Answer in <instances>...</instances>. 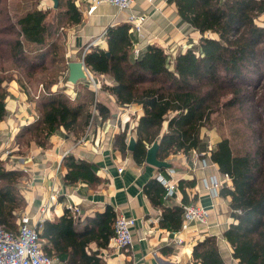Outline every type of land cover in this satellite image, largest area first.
I'll return each mask as SVG.
<instances>
[{
	"label": "trees",
	"instance_id": "16d2710c",
	"mask_svg": "<svg viewBox=\"0 0 264 264\" xmlns=\"http://www.w3.org/2000/svg\"><path fill=\"white\" fill-rule=\"evenodd\" d=\"M174 1L182 20L199 33L197 42L176 54L151 43L136 55L132 25L126 21L108 26L106 47L93 46L84 55L85 64L93 74L113 80L104 83L103 88L120 106L142 107L133 151L137 162H144L147 146L159 140L160 159L204 149L220 171L231 177L233 188L225 186L221 191L230 198L233 218L225 237L240 264H264V0ZM63 7V15L73 25L83 20L75 0H60L57 9ZM48 12L35 7L9 26L0 25V33L13 31L16 36L0 37V45L10 46L9 53L31 70L44 63L48 54L44 46L49 41L50 48L58 47L53 38L58 30L47 22ZM26 43L38 48L27 51ZM65 67L68 69V63ZM8 82L0 74V122L7 113ZM56 83L50 80V94L36 103L37 121L25 127L41 146L47 145L51 135L61 128L76 136L84 132L92 120L93 106L102 119L110 116L109 108L96 101L90 88L83 89L85 98L72 99L57 91ZM230 111L232 116H227L237 125L232 137L222 133L214 146H208V125L221 128L225 121L219 122L218 116ZM119 146L126 150L124 138ZM64 162L68 168L66 181L101 182L94 164L76 160L73 155L66 156ZM22 174L19 169L5 166L0 158V224L14 231L16 213L24 206L18 186ZM183 183L179 186L187 205ZM159 195L165 196L166 192L160 190ZM173 213L183 215V206ZM112 217L110 214V220ZM164 220H169L167 213ZM99 232H104V240L114 235L110 224ZM39 234L49 256L69 258V264H105L97 252L86 250L89 236L78 232L75 218L67 212L56 221L45 220ZM194 257L202 264H225L215 237L200 241Z\"/></svg>",
	"mask_w": 264,
	"mask_h": 264
},
{
	"label": "crops",
	"instance_id": "0c3cea01",
	"mask_svg": "<svg viewBox=\"0 0 264 264\" xmlns=\"http://www.w3.org/2000/svg\"><path fill=\"white\" fill-rule=\"evenodd\" d=\"M48 2L52 7V1ZM75 2L83 12V20L67 34V63L82 60L86 48L89 51L93 46L106 47L102 35L108 26L128 21L130 12L146 15L142 30H132L136 49L159 43L165 47L171 45L169 48L174 52L197 42L199 37V33L182 20L174 0H135L132 9L125 11L110 3H101L92 13L87 11L90 0ZM262 19L264 21V13ZM94 39H98L97 44L88 48ZM68 73L69 69L67 76ZM98 79L102 88L95 99L109 108L110 116L106 119L97 116L78 136L58 129L45 146L37 144L31 138L32 134L25 130L38 119L35 102L29 99L28 93L19 87L17 81L8 88L7 113L0 122V158L5 166L23 173L18 186L24 206L19 211L29 213L34 224L39 218L56 221L66 212L72 215L78 232L89 236L86 250L97 252L105 264H202L194 257V248L207 237H215L225 264H240L225 237L233 218L230 198L221 191L225 186L232 189V180L225 179L204 149L202 152L196 149L171 154L165 159L171 163L168 168H157L146 161L137 162L128 145L131 137L137 141L136 126L138 116L143 112L142 107L136 104L120 106L115 97L103 88L104 79L109 84L113 80L100 75ZM58 87L56 84L55 89ZM63 92L75 98L79 93L78 84L70 83L67 78ZM207 135L208 146H214L220 137L214 128L207 131ZM123 138L126 150L119 146ZM69 155L94 164L101 182L66 181L68 168L64 158ZM159 174L177 185L173 196H157L160 190L166 192L157 179ZM213 176L222 180L218 195L205 187V182H209ZM182 180L188 193V204L209 209L207 223L193 221L185 225L183 215L173 213L177 207L185 205L179 186ZM74 205L80 208V213H73L71 206ZM166 213L169 220H164ZM120 214L136 219L133 242L127 249L114 248L113 236L104 240L102 235L105 231L99 232L109 224L114 229V220ZM178 239L182 242L178 243ZM51 257L53 264H69V258L61 260L57 256Z\"/></svg>",
	"mask_w": 264,
	"mask_h": 264
},
{
	"label": "built area",
	"instance_id": "2783aa9c",
	"mask_svg": "<svg viewBox=\"0 0 264 264\" xmlns=\"http://www.w3.org/2000/svg\"><path fill=\"white\" fill-rule=\"evenodd\" d=\"M135 0H90V5L87 9L88 13H92L99 4L110 3L116 6L119 10L125 11L132 9ZM153 1V0H149ZM146 21V15L143 13L130 12L128 14V22L132 25V30L140 32ZM105 37L104 35H102ZM98 39H94L88 48L97 44ZM87 52V48L83 53L82 59ZM140 49H135V54L138 55ZM85 72L87 74L86 81L91 90L97 95L102 88L99 79L89 70L85 64ZM105 83H108L104 79ZM74 99V98H72ZM99 116V111L96 106L92 109V120ZM92 120L90 123H92ZM10 153V150L6 151ZM205 162V161H204ZM121 170V168H120ZM225 179L230 180L231 177L224 174ZM158 181L166 189V198L173 196L177 191V185L171 182L165 176L159 174ZM232 180V179H231ZM222 186V180L216 177H211L209 182H205V187L211 189L215 195L219 194V188ZM74 214L80 213V208L77 205L71 206ZM21 212V213H19ZM17 228L16 230H9L4 225L0 224V264H53L54 259L46 254L42 247V240L40 238L39 230L42 228L44 219L39 218L38 222L34 224L29 213L18 211ZM210 217V211L204 206L197 204H187L183 206V220L185 225L197 221L207 223ZM136 223L135 217L120 214L116 217L113 228V243L112 246L116 249H127L133 242V227ZM182 240L178 239V243Z\"/></svg>",
	"mask_w": 264,
	"mask_h": 264
},
{
	"label": "rangeland",
	"instance_id": "374dc122",
	"mask_svg": "<svg viewBox=\"0 0 264 264\" xmlns=\"http://www.w3.org/2000/svg\"><path fill=\"white\" fill-rule=\"evenodd\" d=\"M47 1V3H46ZM50 1V0H49ZM35 7L42 8L44 10H48L47 22L53 26L52 29H57L58 32L54 34L53 38L57 39L58 47L50 48V41L48 45L44 46V49L48 51L46 59L43 64H38L36 68L33 70L29 69V66L22 61H16L15 57L12 56V53H9L11 49L8 45H0V74L5 76V79H8V88L11 83L17 81L20 88L28 93L29 99L35 102V104L44 96L47 97L49 95L50 90V80L57 81V91H63L64 86L67 81V69H66V51H67V43L66 37L71 28H73V24L69 22L67 16L63 15V11L65 8L63 7L61 10L55 9L50 6L48 0H0V25L1 27L9 26L12 22H15L17 18L23 14L26 10L32 9ZM9 29V28H7ZM0 37L3 39H11L15 38L13 31H6L5 33H0ZM27 51H36L38 47L33 44L26 43L25 45ZM171 47V45H169ZM168 50L172 54H176L178 50H172L169 48ZM30 54V53H29ZM55 57V58H54ZM97 78L98 74H94ZM21 81V82H20ZM48 83V88L46 86V82ZM78 95L75 97L79 99L82 95L85 94L83 90L85 87H88L87 81L81 80L78 83ZM52 88V87H51ZM86 95L83 97L85 98ZM37 109V108H36ZM93 109V107H92ZM38 110V109H37ZM232 111L229 114H221L218 116L217 120L225 121L224 126L221 128H214L218 135H230L232 137L233 132L236 130V123L234 124L230 118L232 116ZM224 117H228L226 120ZM236 125V126H235ZM211 129L213 127L209 126ZM209 129V130H210Z\"/></svg>",
	"mask_w": 264,
	"mask_h": 264
},
{
	"label": "water",
	"instance_id": "95a60500",
	"mask_svg": "<svg viewBox=\"0 0 264 264\" xmlns=\"http://www.w3.org/2000/svg\"><path fill=\"white\" fill-rule=\"evenodd\" d=\"M53 3V7L56 9L59 6L60 0H51ZM109 54V53H108ZM68 81L72 84H76L81 80L86 79V72H85V61L82 60H73L68 63ZM1 145V141H0ZM160 147L159 140H155L148 148L146 153V163L153 165L157 168H163V167H171V163L162 160L158 157V151ZM136 148V139L134 137L130 138L128 149L131 151H134Z\"/></svg>",
	"mask_w": 264,
	"mask_h": 264
}]
</instances>
